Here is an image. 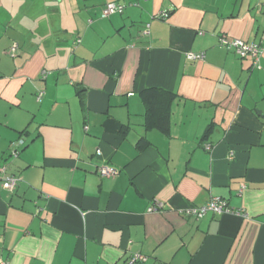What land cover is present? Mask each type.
Wrapping results in <instances>:
<instances>
[{
  "label": "crops",
  "instance_id": "crops-1",
  "mask_svg": "<svg viewBox=\"0 0 264 264\" xmlns=\"http://www.w3.org/2000/svg\"><path fill=\"white\" fill-rule=\"evenodd\" d=\"M1 167L0 264H264V0H0ZM212 198L245 216L182 213Z\"/></svg>",
  "mask_w": 264,
  "mask_h": 264
},
{
  "label": "built area",
  "instance_id": "built-area-1",
  "mask_svg": "<svg viewBox=\"0 0 264 264\" xmlns=\"http://www.w3.org/2000/svg\"><path fill=\"white\" fill-rule=\"evenodd\" d=\"M123 7L115 2L107 3L101 10V17H109L111 15L121 13ZM167 15H161V18H166ZM219 47L225 48L227 50L233 51L236 56L240 59L250 58L252 61L253 68L260 70V59L263 55V47L259 43L254 42H245L241 39H228L225 35H221L218 39ZM16 45L12 47V53L15 52ZM186 58L191 61H198L204 59V54H194L187 53ZM43 96L42 92L36 94L37 101H40ZM22 141L18 140L11 145L9 150L10 157L16 158L17 152L16 148L22 145ZM99 154V151L97 152ZM118 169L112 165H101L97 169V174L101 178H113L117 173ZM18 179L13 176H9L6 173L5 167L0 168V183L2 188L8 192H12ZM161 208V205L158 202H155L148 208V212H157ZM186 216L193 217L195 219H201L206 214L211 213L215 215L221 214H235L238 216H245L241 210L233 209L228 206L227 202L221 198H212L206 205L200 207H190L182 211ZM145 258L139 255H136L133 258L134 261H144Z\"/></svg>",
  "mask_w": 264,
  "mask_h": 264
},
{
  "label": "rangeland",
  "instance_id": "rangeland-1",
  "mask_svg": "<svg viewBox=\"0 0 264 264\" xmlns=\"http://www.w3.org/2000/svg\"><path fill=\"white\" fill-rule=\"evenodd\" d=\"M34 11H36V12H34ZM34 11L28 12L30 19H36L40 23L47 21L49 24H50V22L55 24L57 21V24H58V22H60L59 24H64L67 27V31L72 29V26H74V22H73L72 18L76 19V17H77L76 15L79 13V11H77V14L74 17H71V15L68 14L69 12H67V10L66 11L60 10L58 12V15H56V13H55L54 16L52 15V13L49 14L47 12H44V15H43L42 12L40 10H37V9H34ZM68 24L70 25V29L68 28Z\"/></svg>",
  "mask_w": 264,
  "mask_h": 264
},
{
  "label": "trees",
  "instance_id": "trees-1",
  "mask_svg": "<svg viewBox=\"0 0 264 264\" xmlns=\"http://www.w3.org/2000/svg\"><path fill=\"white\" fill-rule=\"evenodd\" d=\"M228 39H230V38H228ZM218 46H219V42H218ZM223 49H225V48H223ZM225 50H227V49H225ZM227 51H230V50H227ZM157 95H159L160 96V99H162V103H168L169 104V102H170V100H172L173 99V95H169V94H165V93H161V92H157ZM167 106V105H166ZM165 106V107H166ZM159 109H160V111L161 112H163L164 111V109H165V111L167 110V108H163V105H162V107H161V105H160V107H159ZM158 119H160V120H158ZM158 119H157V121H153V122H150V123H148V127L149 128H151L152 126H158V127H160V128H162L163 129V131H165L166 132V130H167V124H168V114L167 113H163L162 114V116H159L158 117ZM165 120V121H164ZM167 122V123H166ZM209 132V130H207L206 132H205V136L207 135V133ZM20 140V139H19ZM22 141V140H21ZM23 142V141H22ZM22 146H23V143H22V145L21 146H19V147H17L16 149V152H17V157H18V155H19V148H22ZM9 156H10V154H9ZM16 157V158H17ZM12 158V157H11ZM13 159H15V158H13ZM7 173V172H6ZM8 175V174H7ZM9 176H11V175H9ZM14 177V176H13ZM16 178V177H15ZM17 179V178H16ZM8 192V191H7Z\"/></svg>",
  "mask_w": 264,
  "mask_h": 264
}]
</instances>
